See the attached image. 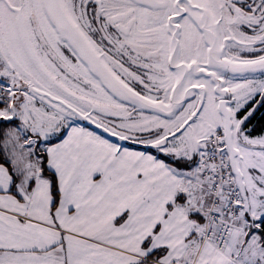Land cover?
Instances as JSON below:
<instances>
[{"label":"snow or ice","instance_id":"snow-or-ice-1","mask_svg":"<svg viewBox=\"0 0 264 264\" xmlns=\"http://www.w3.org/2000/svg\"><path fill=\"white\" fill-rule=\"evenodd\" d=\"M0 264H264V0H0Z\"/></svg>","mask_w":264,"mask_h":264}]
</instances>
